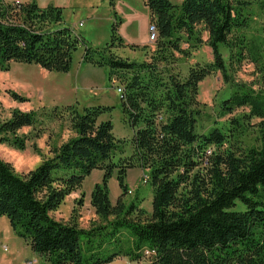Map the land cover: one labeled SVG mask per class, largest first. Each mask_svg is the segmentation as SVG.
<instances>
[{
	"label": "trees",
	"instance_id": "obj_1",
	"mask_svg": "<svg viewBox=\"0 0 264 264\" xmlns=\"http://www.w3.org/2000/svg\"><path fill=\"white\" fill-rule=\"evenodd\" d=\"M145 2L158 31L156 50L151 61L135 62L113 52L126 46L119 22L113 24L111 42L93 48L71 28L58 27L62 7L0 0V69L25 62L68 72L74 52L84 45L83 62L107 67L110 80L121 81L125 122L134 131L133 154L116 161V153L125 152L124 141L115 136L111 120L99 121L110 108L67 107L77 135L55 148L52 157L24 175L0 159V217L6 216L13 231L50 264L110 263L120 254L106 257L103 249L123 229L130 234L133 260L144 258L146 249L150 264H264V92L232 83L229 73L230 66L251 58L264 75V39H248L242 32L250 25L252 1ZM257 2L264 9V0ZM183 42L194 49L206 43L214 60L191 65L186 76L162 68L177 52L190 55ZM221 45L230 50L228 60ZM217 71L233 88L222 101L221 115L249 107L242 119H262L260 145H235V131L244 124L240 118L227 127L197 131L199 84ZM36 124L33 113L13 110L0 120V143L25 148L27 136L17 132ZM136 166L148 170L154 191L149 213L140 204L127 207L122 198L116 204L110 199L108 181L115 169L126 191L127 171ZM95 169L105 173L91 203L104 223L83 229L56 220L51 212Z\"/></svg>",
	"mask_w": 264,
	"mask_h": 264
},
{
	"label": "rangeland",
	"instance_id": "obj_2",
	"mask_svg": "<svg viewBox=\"0 0 264 264\" xmlns=\"http://www.w3.org/2000/svg\"><path fill=\"white\" fill-rule=\"evenodd\" d=\"M5 2H22L24 0H4ZM35 1L41 7L49 5L63 9V21L58 27L71 28L82 35L87 45L103 49L111 42L112 27L119 22V35L126 46H118L113 52L130 61H151L156 50V42L150 41L151 11L145 0H26ZM181 5L184 0H171ZM252 1V12L249 27L242 30L248 39H264V9L257 0ZM25 2V1H24ZM239 34V33H236ZM203 38H208L203 31ZM138 45L132 48L130 45ZM192 44H190L191 46ZM184 49L190 50L187 57L176 53L173 63H162L161 67L179 72L186 76L190 66L210 63L214 60L213 52L206 43L196 49L186 42ZM85 46L82 45L73 54L71 68L68 72L50 71L35 63L11 62L9 68L0 69V120L10 118L13 110L31 112L37 124L18 130L17 135L27 136L25 148L19 149L8 143H0V159L9 162L19 175L27 174L42 162L53 156V150L70 138L77 135L72 126L71 111L67 107L74 106L80 112L89 106H105L110 108L99 118V121L111 120L113 132L124 142L125 152L116 153V161L133 154L132 137L134 131L125 122L121 106V81L116 77L110 80L107 67H96L83 62ZM223 56L228 60L230 50L221 45ZM167 65V66H166ZM229 73L233 81L245 84L256 91L264 92V75L261 74L251 58L240 64L230 66ZM233 88L224 81L220 71L206 77L199 84L197 108V131L207 133L216 125L227 127L233 118L242 119L249 113V107H240L226 116L221 115L222 101L227 99ZM13 93L18 97L13 96ZM261 118L253 117L243 120V128L235 131V145H260L258 137ZM59 172H65L61 169ZM70 173V171H68ZM104 171L95 169L83 181L82 185L69 194L64 202L51 215L62 222L76 223L80 228L90 229L96 224L104 223L98 217L91 203L92 192L97 184H102ZM119 169H115L108 181L110 199L116 204L123 199L127 207L140 204L148 213L153 209L154 191L148 181V170L141 166L130 168L125 178L126 191L121 188L118 179ZM134 214L133 216H135ZM111 216L110 219H114ZM132 242L128 230H122L117 238L108 241L103 249L104 256L113 253L120 255L107 264H150L146 249L141 260H133L129 255ZM0 264H50L44 257L33 252L26 239L18 236L10 226L6 216L0 217Z\"/></svg>",
	"mask_w": 264,
	"mask_h": 264
},
{
	"label": "built area",
	"instance_id": "obj_3",
	"mask_svg": "<svg viewBox=\"0 0 264 264\" xmlns=\"http://www.w3.org/2000/svg\"><path fill=\"white\" fill-rule=\"evenodd\" d=\"M158 31L154 23L150 26V41H156L157 40Z\"/></svg>",
	"mask_w": 264,
	"mask_h": 264
},
{
	"label": "crops",
	"instance_id": "obj_4",
	"mask_svg": "<svg viewBox=\"0 0 264 264\" xmlns=\"http://www.w3.org/2000/svg\"><path fill=\"white\" fill-rule=\"evenodd\" d=\"M24 1H26V0H24Z\"/></svg>",
	"mask_w": 264,
	"mask_h": 264
}]
</instances>
